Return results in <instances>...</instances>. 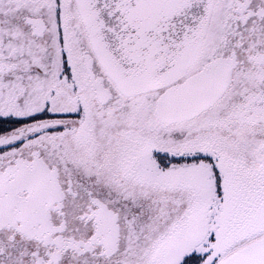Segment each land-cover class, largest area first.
Returning a JSON list of instances; mask_svg holds the SVG:
<instances>
[{"label": "snow or ice", "instance_id": "6c2138e0", "mask_svg": "<svg viewBox=\"0 0 264 264\" xmlns=\"http://www.w3.org/2000/svg\"><path fill=\"white\" fill-rule=\"evenodd\" d=\"M0 264H264V0H0Z\"/></svg>", "mask_w": 264, "mask_h": 264}]
</instances>
